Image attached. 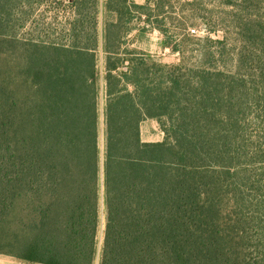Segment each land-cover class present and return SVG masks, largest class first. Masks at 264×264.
<instances>
[{
	"label": "trees",
	"instance_id": "1",
	"mask_svg": "<svg viewBox=\"0 0 264 264\" xmlns=\"http://www.w3.org/2000/svg\"><path fill=\"white\" fill-rule=\"evenodd\" d=\"M25 1L0 0V254L92 264L102 192L100 264H264V0H214L194 61L174 46L178 64L126 70L117 21L87 33L91 1L69 0L58 40L22 30Z\"/></svg>",
	"mask_w": 264,
	"mask_h": 264
},
{
	"label": "rangeland",
	"instance_id": "2",
	"mask_svg": "<svg viewBox=\"0 0 264 264\" xmlns=\"http://www.w3.org/2000/svg\"><path fill=\"white\" fill-rule=\"evenodd\" d=\"M89 1L91 2H88L84 8V13H87L85 28L88 34L92 33L91 29L94 27L95 19L99 21V24L117 21V27L112 29L111 32L112 39L109 49L117 52L116 58L123 61L122 70H126L127 60L131 59H134V61L144 59L148 65L151 61L168 66L178 64L180 56L173 50L174 46L181 51L180 54L185 57L186 61L192 62L199 58L202 46L205 45L202 40L207 36V9L213 4L216 5L215 10L222 7H218L220 3L214 0H97V5L94 3L96 0ZM68 3H70L69 0H34L28 5L25 1L22 9H28V6H31V8L22 30H31V34L36 36L43 29L53 33L54 29L57 28L56 33H53L52 36L48 35V37L57 40L58 38L62 39L59 29L63 26L64 17L66 19L70 17L67 8ZM134 4L144 5V7L138 8ZM114 9L121 12V17L114 12ZM96 10L98 13H96ZM156 20L162 25L161 28L164 33L155 27L157 25ZM81 36H85L83 32L79 33V37ZM212 37L216 38V35H212ZM217 38H221L220 32L217 33ZM140 52L145 53L148 57H141V55H138ZM149 56L151 57L150 60ZM130 65L129 63V67ZM96 69L99 85L97 101L99 147L102 157L105 89L104 54L100 46L96 50ZM140 124L139 128L142 129L141 139L156 141L159 138L152 136V134L155 135L158 132L160 133V130L162 131L157 120L145 118ZM100 163H102V159ZM100 182L102 184V178H100ZM100 193L99 226L96 233L95 255L92 264H100L102 257L105 210L102 192Z\"/></svg>",
	"mask_w": 264,
	"mask_h": 264
},
{
	"label": "crops",
	"instance_id": "3",
	"mask_svg": "<svg viewBox=\"0 0 264 264\" xmlns=\"http://www.w3.org/2000/svg\"><path fill=\"white\" fill-rule=\"evenodd\" d=\"M99 26H100V28H99V37H101L102 24H99ZM99 46H100V49H102V44L101 43H100ZM139 133H140V138H141V136H142L141 127L139 128ZM163 134H164L163 131L160 130V133L158 132V134L156 133L155 135L152 134V136L159 137L158 139H156V141H162L163 138H164ZM141 140L145 141V142H156V141H149V139H141ZM0 264H42V263L24 261V260L18 259L16 257L10 256V255L0 254Z\"/></svg>",
	"mask_w": 264,
	"mask_h": 264
}]
</instances>
